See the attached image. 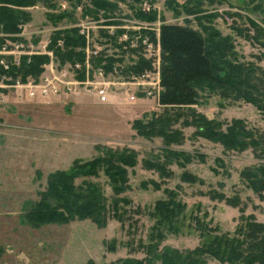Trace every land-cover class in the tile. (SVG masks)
Masks as SVG:
<instances>
[{"label":"rangeland","instance_id":"1","mask_svg":"<svg viewBox=\"0 0 264 264\" xmlns=\"http://www.w3.org/2000/svg\"><path fill=\"white\" fill-rule=\"evenodd\" d=\"M144 1L154 5V21L159 18L160 24L190 20L197 28L201 21L217 34L230 36L236 61L264 70V0H107L117 6L112 13L121 9L137 19H141L138 14ZM75 2L53 0L54 9L42 3L26 7L30 20L24 28L23 37L29 44L25 49L32 45L41 50L55 28L48 14L67 13ZM189 7L193 14L187 13ZM70 24L62 19L58 27ZM254 28L260 35L257 40L236 34V29L243 33L249 29L252 36ZM37 37L39 42L34 44ZM109 101L100 103L86 93L29 99L23 94L17 97L13 89L0 91V264H116L125 258L143 259V246L149 242L155 222L151 212L154 203L165 198L166 189L186 205V215L178 231L166 232L159 248L192 250L212 236L232 235L250 216L264 223V193L256 194L239 177L243 168L264 160L256 159L250 148L228 149L209 136L210 129L225 131L234 119L264 132L262 115L252 104L224 99L208 89L199 91L191 109L161 106L152 98L130 105ZM167 115L171 116L167 129L179 133L178 143L166 144L162 135L146 137L132 127L136 120L145 126L151 119ZM199 119L206 121L191 124ZM206 123L211 126L207 132L200 129ZM103 145L136 152L135 165L127 168L129 187L117 197L129 202L120 203L125 211L122 221L110 213L103 227L89 220L31 227L25 215L46 188L49 175L70 172L74 163L94 159L99 155L96 146ZM166 149L178 153L173 154L178 159L170 158ZM147 162L164 164L172 173L160 176ZM183 172L194 176V182L183 181ZM87 179L99 184L111 200L104 175ZM81 181L76 179V183ZM209 191L237 197L239 204L212 200ZM207 262L228 264L212 257Z\"/></svg>","mask_w":264,"mask_h":264},{"label":"trees","instance_id":"2","mask_svg":"<svg viewBox=\"0 0 264 264\" xmlns=\"http://www.w3.org/2000/svg\"><path fill=\"white\" fill-rule=\"evenodd\" d=\"M75 1L67 13L48 14L49 22L54 27H58L62 19L75 22L76 6L88 3L86 0ZM37 3H42L48 9L56 7L53 0H0V47L6 40L27 43L23 37H19L22 32L19 26L28 24L30 20L25 8ZM89 5L92 7H85L83 14L96 16L100 10L111 12L117 8L107 0H91ZM187 9V13L193 14L191 7ZM234 15L238 16L237 13ZM138 17L154 20L156 12L152 11L147 15L139 13ZM197 25V28L191 26L190 20H186L184 24H160L161 90L157 98L158 104L191 109V106L197 103L199 91L208 89L215 91L224 99L252 104L264 120V70L253 63L246 65L238 63L233 50V39L230 36L217 34L201 21ZM254 30L252 36L249 35V29L244 33L236 29V34L257 40L260 35L256 28ZM59 39L63 40V49L57 46ZM38 41L39 37L35 38L33 43L37 44ZM84 46L85 40L78 34L77 28L68 27L56 30L50 36L47 48L53 51L54 57L63 64L66 61L82 62L84 54L81 50ZM48 60L46 55L22 56L19 65H12L7 71L0 67V76L6 74L12 81L20 79L25 82L27 78H37L42 72L41 66ZM149 63L139 58L137 63L128 69L138 72L149 67ZM169 119L171 116L168 115L162 119H151L145 126L136 120L132 127L146 137H151L152 133L156 136L162 135L166 144L178 143L179 133L167 129L170 125ZM201 121L206 120L199 119L198 122L194 121L191 124L195 125ZM203 128L207 132L211 126L206 123L200 129ZM165 129L167 133L163 132ZM209 136L228 149L239 151L250 148L256 159L264 160V132L247 127L246 122L241 119L231 121L225 131L210 129ZM96 150L99 151V155L89 161L74 163L70 172L55 171L49 175L46 188L25 215L31 227L52 223L67 224L75 220H89L96 226L103 227L110 213L112 217L122 221V214L125 211L122 210L121 204L127 205L129 202L126 198L117 197L129 187L127 168L135 165L136 152L126 147L120 149L105 145L96 146ZM165 152L170 158L178 159L176 158L178 156H173L179 155L174 150L166 149ZM148 164L160 176L172 173L166 171L164 164ZM100 175H104L111 188L110 201L99 184L87 179L98 178ZM239 177L256 194L264 193V162L243 168L239 172ZM79 178H82V181L76 183V179ZM182 179L185 182L195 180L189 172H183ZM152 184L153 187H158L156 182ZM164 191L165 198L158 199L151 212L155 222L149 235L150 240L143 246L146 256L143 259L125 258L116 264H208V257L228 264H264V223L252 216L246 218L243 225L232 235L212 236L192 250L159 248L166 232L178 231L186 215V205L177 199L174 191L167 189ZM207 195L212 200H224L228 205L239 204L237 197L228 198L210 191Z\"/></svg>","mask_w":264,"mask_h":264},{"label":"built area","instance_id":"3","mask_svg":"<svg viewBox=\"0 0 264 264\" xmlns=\"http://www.w3.org/2000/svg\"><path fill=\"white\" fill-rule=\"evenodd\" d=\"M61 7L68 8L65 5ZM85 7L92 6H76L75 22L69 25L77 28L85 40L82 62L60 64L53 51L47 48L50 36L66 27L52 28L48 43L41 50H34L32 45L26 50L24 46L29 44L6 40L0 47V67L4 71L12 65H19L22 56L46 55L49 60L41 66L42 72L37 78H27L25 82L20 79L12 81L2 74L0 91L13 89L17 97L23 94L29 99L86 93L95 96L100 103H109L110 99L126 104L149 98L157 101L161 90L159 18L157 21L137 19L131 12L123 13L121 9L113 13L100 10L94 16L83 14ZM140 10L146 15L156 12L148 1L140 4ZM19 27L22 30L19 37H23L25 25ZM57 46L63 49V40L59 39ZM139 58L149 61V67L138 72L129 70V66L135 65Z\"/></svg>","mask_w":264,"mask_h":264},{"label":"crops","instance_id":"4","mask_svg":"<svg viewBox=\"0 0 264 264\" xmlns=\"http://www.w3.org/2000/svg\"><path fill=\"white\" fill-rule=\"evenodd\" d=\"M140 101H145V100H140ZM117 102H118V100H117ZM120 102H118V104H119ZM121 104V103H120ZM128 105H130V104H128Z\"/></svg>","mask_w":264,"mask_h":264}]
</instances>
